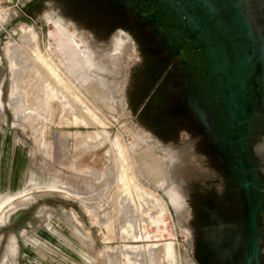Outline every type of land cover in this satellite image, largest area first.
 <instances>
[{
    "label": "flooded vegetation",
    "instance_id": "1",
    "mask_svg": "<svg viewBox=\"0 0 264 264\" xmlns=\"http://www.w3.org/2000/svg\"><path fill=\"white\" fill-rule=\"evenodd\" d=\"M238 3L264 42V0H228L224 10L217 0L15 4L39 30L52 10L73 23L92 49L88 69L164 149L154 147L184 203L189 264H264V64L246 85L223 23Z\"/></svg>",
    "mask_w": 264,
    "mask_h": 264
},
{
    "label": "rangeland",
    "instance_id": "2",
    "mask_svg": "<svg viewBox=\"0 0 264 264\" xmlns=\"http://www.w3.org/2000/svg\"><path fill=\"white\" fill-rule=\"evenodd\" d=\"M15 4L0 0V138L11 132L7 143L29 153L30 173L28 185L0 195V264H189L160 196L142 183L171 186L166 157L108 103L85 55L69 60L55 48L54 26L46 46L76 84L56 67ZM87 131L101 142L81 145ZM140 162L160 166L146 174ZM161 246L173 263L157 259Z\"/></svg>",
    "mask_w": 264,
    "mask_h": 264
},
{
    "label": "water",
    "instance_id": "3",
    "mask_svg": "<svg viewBox=\"0 0 264 264\" xmlns=\"http://www.w3.org/2000/svg\"><path fill=\"white\" fill-rule=\"evenodd\" d=\"M228 0H217L219 2V9L224 10L226 8V3ZM16 5L18 8L22 10L23 0H18L16 2ZM52 17L46 15L44 18V23L40 24L38 21L35 22L36 26L40 28L42 39L44 43V47L46 49V53L48 54L49 58L52 60V62L56 65V67L73 83L76 84V82L73 80V78L69 75V73L60 65V63L55 59V57L50 53L46 46L47 38H48V31L49 27L54 28V26L57 24L63 28H65L67 31H70L73 35L74 39L79 43V53L83 56H88L87 61L90 65V60L92 59V56L90 52L92 51L88 41L84 39L83 37H77L74 25L73 23L65 24L64 20L59 18L56 11L52 10L50 11ZM29 16V15H27ZM16 19H14L15 21ZM17 20H23L26 21L23 17L19 16ZM223 23L225 25V33L228 34L230 37V42L232 46V50L234 53H236L238 60L240 62H244V66L242 73L244 78V83L247 84H255V78L253 76H249L250 68L251 66H254L257 71H260L261 67L264 64V42L258 40L255 36V33L253 32L248 18L244 15L240 4L238 3L231 13L228 15L223 16ZM73 29V30H72ZM92 53V52H91ZM89 59V60H88ZM88 77L95 79L97 82V87H99L101 90L107 91V99L109 104H115L118 105L122 113H125V115L128 117V120L132 122L135 126L138 127L137 123L135 122L136 114H131L124 104L121 97H119L113 89H108L104 84H102L99 80L96 79V76L99 74L98 71H90V69L86 70ZM149 145H153L155 149L165 152L164 149L155 141V139L150 135L146 134V140ZM166 178V176L164 175ZM139 179H141L139 177ZM142 183L152 189L155 193H157L162 202L164 203L166 210L168 212V215L170 217L171 223L173 225V228L175 230V235L177 239L181 238L184 240H187V235L185 234V226L183 222L181 221L180 217V210L183 207V204L177 193L174 191L173 187L170 186V189L173 190L175 193L173 196L169 195V192L166 190L167 188H158L154 187V185H151L150 183H147L145 181H142ZM181 241V240H180Z\"/></svg>",
    "mask_w": 264,
    "mask_h": 264
},
{
    "label": "bare ground",
    "instance_id": "4",
    "mask_svg": "<svg viewBox=\"0 0 264 264\" xmlns=\"http://www.w3.org/2000/svg\"><path fill=\"white\" fill-rule=\"evenodd\" d=\"M55 27H56V34L55 35H53L52 37H53V44L55 45V48L58 50V51H60V52H62V53H64V55L66 56V57H68V59L69 60H73V59H78V60H81V62L82 61H84V60H86L85 59V57L84 56H82L80 53H79V47H78V42L74 39V37H73V35L70 33V32H68L65 28H63V27H61V26H59V25H55ZM27 36V35H26ZM51 36V35H50ZM31 37V36H30ZM30 37H26L25 38V36H24V38L25 39H23V41H28V40H31V39H28V38H30ZM26 43H29V42H26ZM37 59H39V60H41L40 59V56H38V53H37V55L35 56ZM35 66V65H34ZM33 67V66H32ZM31 67V68H32ZM30 68V69H31ZM32 69H34V68H32ZM38 70H36V71H34V72H37ZM28 74V73H27ZM30 74V73H29ZM28 74V77L30 76ZM36 74H38V73H36ZM27 76V75H26ZM25 76V77H26ZM33 74H32V78H33ZM37 76V75H36ZM25 77H24V79H25ZM31 77V76H30ZM30 79V78H29ZM25 81H27V79L25 80ZM78 139H79V141H80V144L81 145H84L87 141H90L91 143H96V142H98L97 141V135L95 136L94 134H89V132L87 131L86 133H83V134H78ZM102 139H104V138H102ZM99 142H101V141H99ZM98 142V143H99ZM89 143V142H88ZM88 145H90V144H88ZM116 148H118L117 147V145H116ZM89 150V149H88ZM145 151H148V152H150V153H153L152 151H150V150H145ZM154 156V155H153ZM140 166H141V170H142V172L143 173H146V174H148V173H153L154 171H156V169L158 168V166H160L159 165V162H152V163H145V162H140ZM161 166H163V164L161 165ZM157 181V180H156ZM162 183H164V182H162ZM165 184V183H164ZM59 187V186H58ZM138 189V188H137ZM56 190H58V189H56ZM168 192H169V195H171V196H173L175 193L173 192V190L172 189H170V187H167V189H166ZM10 199V198H9ZM147 199H149L150 201V203L149 202H145V203H149V204H153V203H155V202H157L156 200V198H155V195L152 197H148ZM147 199H146V201H147ZM8 200V199H7ZM4 201V200H3ZM141 201H143V200H141ZM144 201H145V199H144ZM143 201V202H144ZM159 202V201H158ZM3 203V202H2ZM6 203V202H5ZM144 203V204H145ZM148 204H146V206H147ZM148 206H150V205H148ZM156 207V206H155ZM159 206H157V208H158ZM153 208V207H152ZM150 209V208H149ZM159 209V208H158ZM158 209H155V210H158ZM103 210V209H102ZM101 210V211H102ZM105 211V210H104ZM103 211V212H104ZM160 211V210H159ZM96 212V211H95ZM103 212H102V214H103ZM106 212V211H105ZM93 213V212H92ZM100 212H98V214H99ZM95 214L96 213H94L93 215L95 216ZM92 215V216H93ZM104 215V214H103ZM93 216V217H94ZM101 216V215H100ZM105 216H106V214H105ZM98 217V216H97ZM104 217V216H103ZM101 218H102V216H101ZM97 219V218H96ZM99 220H100V218H98ZM103 219V218H102ZM98 220V221H99ZM100 222V221H99ZM104 228V227H103ZM107 229H110L109 227H106V230ZM104 231L105 232V234H108V232L107 231ZM105 237V236H104ZM166 246V245H165ZM162 248V246L160 247V249ZM163 248H164V246H163ZM166 248H167V246H166ZM159 249V248H158ZM158 249H156V251H157V259L158 258H160V259H163L164 260V257L167 259H165L166 261H170L171 260V262L173 263V261H172V259H173V257H172V259H170V260H168L169 258H171V255L170 254H172V251H171V249H169L170 251H171V253H167V251L168 250H164V249H161V250H163L162 252L163 253H161ZM168 249V248H167ZM169 251V252H170ZM162 254H163V256H162ZM173 256V255H172ZM165 262V261H164ZM160 263V262H159ZM161 264V263H160ZM166 264V263H165Z\"/></svg>",
    "mask_w": 264,
    "mask_h": 264
},
{
    "label": "crops",
    "instance_id": "5",
    "mask_svg": "<svg viewBox=\"0 0 264 264\" xmlns=\"http://www.w3.org/2000/svg\"><path fill=\"white\" fill-rule=\"evenodd\" d=\"M8 133L11 132L6 131L0 138V195L6 192L12 194L15 189L17 190L20 187L23 188L28 185L29 181L30 155L29 153H24L23 150L20 151L18 148H15L13 140L7 143L8 137L6 136ZM12 142L13 146L11 145ZM18 156L21 158L20 163H17Z\"/></svg>",
    "mask_w": 264,
    "mask_h": 264
}]
</instances>
